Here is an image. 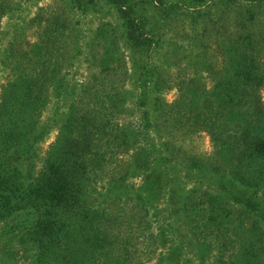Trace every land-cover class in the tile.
<instances>
[{
	"label": "rangeland",
	"instance_id": "374dc122",
	"mask_svg": "<svg viewBox=\"0 0 264 264\" xmlns=\"http://www.w3.org/2000/svg\"><path fill=\"white\" fill-rule=\"evenodd\" d=\"M124 1L122 6L142 19L157 39L150 53L126 47L122 21L106 0H0V92L15 63L28 61L23 63L28 67L29 59L51 79L43 89L40 113L28 118L25 137L17 141L25 147L33 142L30 152L36 167L55 144L63 119H85L98 129L119 131V124L144 123L141 113L158 107L162 114L154 127L162 136L143 132L123 145L119 135L113 141H105V133L92 135L94 141H86L82 151L88 162L97 161L87 165V187L79 204L85 203V210L97 209L106 220L101 230L107 234L109 253L119 256V264H236L248 258L252 244L251 252L262 263L264 200L259 193L264 180L255 175L241 185L230 178L248 175L228 170L229 159L220 160L227 149L218 152L208 125L191 132L175 124L166 111L181 99L179 86L208 95L222 67L219 45L229 42L235 28L237 0ZM248 27L255 31L248 55L257 61L261 81L255 105L264 123V9L255 11ZM33 43L50 49L37 55ZM92 101L94 106L86 104ZM88 108L106 111L107 120L86 114ZM23 169L22 164L14 173ZM225 189L240 197L252 192L250 203L262 208L261 219H244ZM27 227L26 222L17 224L12 213L0 216V264L47 263L28 239ZM255 228L260 229L256 237L249 232Z\"/></svg>",
	"mask_w": 264,
	"mask_h": 264
},
{
	"label": "trees",
	"instance_id": "16d2710c",
	"mask_svg": "<svg viewBox=\"0 0 264 264\" xmlns=\"http://www.w3.org/2000/svg\"><path fill=\"white\" fill-rule=\"evenodd\" d=\"M106 2L113 5L122 21L126 47L149 53L155 50L157 39L146 29L142 19L137 18L129 7L122 6L124 0ZM235 3V28L231 30L229 42L219 45L222 67L208 95L199 93L197 89L179 86L181 99L174 105H168L166 111L176 120L175 124L188 126L191 132L203 123L208 125L207 130L218 152L223 153L227 149L220 160L229 159L232 167L228 170L233 175H248L245 178H230L246 185L255 175L264 180V123L255 105L256 87L261 80L256 73L257 61L248 55L249 43L253 42L255 33L248 23L253 20L255 11L264 9V0H237ZM57 34L61 36L62 32ZM56 45L61 48V42H56ZM32 47V52L37 55L38 52L39 55H46L50 49L37 47L36 43ZM29 60L28 67L23 64L28 61L15 63L11 79L0 92V216L12 213L17 224L28 223V239L37 248L39 257L48 260L46 264H119V256L109 253L110 246L105 243L107 234L104 229L101 230V227H107L106 220L101 219L97 209L85 210V203L79 204V198L87 187L84 185L88 176L85 173L87 165L97 161L95 158L88 162V158L84 157L86 153L82 155V151L88 146L86 141H94L92 135L105 133V141H113L119 135L123 145L132 144L143 132L162 136L154 127L160 122L161 109H145L141 113L144 123L137 127L119 124V131L111 127L98 129L85 123V119H63L55 144L34 167L30 152V143L33 142H26L28 146L25 147L17 140L25 137L24 133L30 125L28 118L36 112L40 113L44 102L43 89L51 79L49 75L40 74L36 70V62ZM51 84L55 86V81ZM86 104L94 106L95 102ZM100 110L88 108V113H85L97 120H107L106 111ZM149 111L152 113L149 114ZM22 164L24 169L14 173ZM225 190L229 194L228 200L231 199L243 210L244 219L248 216L261 219L262 208L250 203L252 192L240 197L229 189ZM130 199L140 206L144 204L141 198ZM259 199L264 200V190L259 193ZM141 210L147 212L149 209ZM227 230L225 226L220 233L224 235ZM257 231L260 229L249 232L256 237ZM248 251V258L236 264H264V260L261 263L251 252L254 251L252 244L248 246ZM229 264H234V261L230 260Z\"/></svg>",
	"mask_w": 264,
	"mask_h": 264
}]
</instances>
